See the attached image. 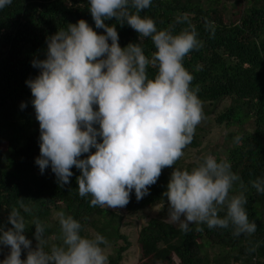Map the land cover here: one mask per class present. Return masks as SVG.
I'll use <instances>...</instances> for the list:
<instances>
[{"label":"clouds","instance_id":"1","mask_svg":"<svg viewBox=\"0 0 264 264\" xmlns=\"http://www.w3.org/2000/svg\"><path fill=\"white\" fill-rule=\"evenodd\" d=\"M11 3L0 0V9ZM89 3L95 28L104 33L83 19L68 24L66 30L46 39V58L32 61L40 73L26 81L40 128V155L35 163L41 174L50 166L63 187L70 183L75 167L81 173L79 195H90L93 207L115 209L130 202L133 190L138 201L143 199L163 169L173 168L163 193L170 221L185 232L192 224H206L209 229L232 227L237 237L252 236L257 225L246 211V185L230 162L208 154L190 171L173 167L206 119L200 89L191 86L194 76L183 64L190 52L204 47L189 14H178L169 27L158 30L154 19L140 15L152 0ZM113 19L121 26L127 23L139 38L150 37L153 56H146L138 43L122 48L116 26L105 23ZM182 24L187 26L176 33V26ZM204 27L214 38V22L206 20ZM149 65L157 68L154 78L147 74ZM25 107L22 103L21 108ZM240 139L235 137V142ZM84 154L86 158H81ZM250 183L264 193V178ZM237 184L239 194L230 195ZM20 208L30 211L22 202ZM56 215L62 244L45 251V226L39 220L33 222L37 241L33 249L25 235L24 215L12 208L11 227L0 226V246L9 248L0 264H108L101 247L108 244L104 236H82L79 221L63 211ZM258 246L249 251L255 252ZM24 250L26 259L21 258Z\"/></svg>","mask_w":264,"mask_h":264},{"label":"trees","instance_id":"2","mask_svg":"<svg viewBox=\"0 0 264 264\" xmlns=\"http://www.w3.org/2000/svg\"><path fill=\"white\" fill-rule=\"evenodd\" d=\"M89 8V0H12L0 9V226L11 227L10 211L19 209L32 248L37 245L33 222L39 220L45 226L44 247L49 251L62 244L56 213L63 211L82 224V236L92 238L99 233L107 239L108 244L101 247L110 248L108 264H118L133 245L132 236L122 230L125 223L137 228V264H264V193H258L250 183L264 178V0H152L140 13L154 19L158 30L169 27L178 14L188 13L204 42V47L190 52L183 64L194 76L191 86L200 89L206 119L173 167L190 171L208 154L230 162L232 171L246 185V211L250 222L257 225L252 236L238 237L232 227L209 229L206 224H192L185 232L164 218L169 205L163 193L173 168L163 169L143 199L138 201L133 190L130 202L115 209L93 207L90 195H79L77 177L81 173L75 167L70 183L63 187L50 166L41 174L35 163L40 155V128L26 81L40 73L32 61L46 58V39L66 30L68 24L83 19L104 33L95 28ZM217 12L229 14L230 20L222 21ZM206 20L216 26L214 38L205 30ZM105 23L116 26L122 48L138 43L146 56H153L150 37L139 38L127 23L121 26L114 19ZM186 26L177 25L175 32ZM156 73L157 68L149 65V78ZM22 103L26 104L23 109ZM213 127L223 129L222 134L213 144L203 145ZM237 136L239 143L235 142ZM191 150L198 156L186 161ZM239 192L237 184L230 195ZM21 202L30 211L24 212ZM157 204L162 206L161 213L140 224L145 212ZM198 227L203 230L198 231ZM256 244V251L250 252ZM8 253L9 248L0 246V261ZM21 258L26 259L24 252Z\"/></svg>","mask_w":264,"mask_h":264},{"label":"rangeland","instance_id":"3","mask_svg":"<svg viewBox=\"0 0 264 264\" xmlns=\"http://www.w3.org/2000/svg\"><path fill=\"white\" fill-rule=\"evenodd\" d=\"M218 18H220L222 21H229L230 20V17H229V14H225V13H220V12H217V15H216ZM222 131L223 129H220L219 127H213L209 132H208V140H205L204 144L205 145L206 143L209 142V144H213L219 137L220 135L222 134ZM198 156V153H195L194 150H191L189 152H187L186 154V158L185 160L186 161H191L193 159H195L196 157ZM161 205L160 204H157L153 207H150L148 209L147 212H145L146 214L143 216V218H140L139 222L140 224L142 223H145V221L150 217V216H154V215H159L161 213ZM166 215L164 216L165 219H167L168 221H170L168 219V211H169V207L167 208L166 210ZM146 216V217H145ZM141 217V216H140ZM128 218V217H126ZM139 224V225H140ZM122 230L127 232L128 234H130V236H132V239H133V245L127 250V252L123 255L122 257V260L118 263V264H137L138 262V247L135 243V238H136V235H137V228L134 224H124L122 226ZM105 248V252H106V255L110 252V248L108 247H104ZM25 253V255H27V251H23Z\"/></svg>","mask_w":264,"mask_h":264}]
</instances>
